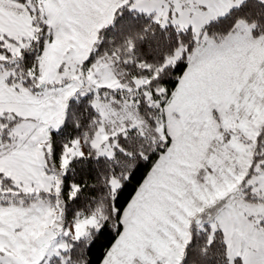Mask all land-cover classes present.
Instances as JSON below:
<instances>
[{"label": "snow or ice", "instance_id": "6c2138e0", "mask_svg": "<svg viewBox=\"0 0 264 264\" xmlns=\"http://www.w3.org/2000/svg\"><path fill=\"white\" fill-rule=\"evenodd\" d=\"M0 264H264V0H0Z\"/></svg>", "mask_w": 264, "mask_h": 264}]
</instances>
